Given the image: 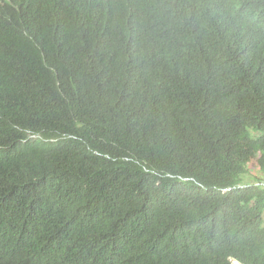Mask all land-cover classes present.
<instances>
[{
  "label": "trees",
  "instance_id": "trees-1",
  "mask_svg": "<svg viewBox=\"0 0 264 264\" xmlns=\"http://www.w3.org/2000/svg\"><path fill=\"white\" fill-rule=\"evenodd\" d=\"M263 183L264 0H0V264H264Z\"/></svg>",
  "mask_w": 264,
  "mask_h": 264
},
{
  "label": "rangeland",
  "instance_id": "rangeland-1",
  "mask_svg": "<svg viewBox=\"0 0 264 264\" xmlns=\"http://www.w3.org/2000/svg\"><path fill=\"white\" fill-rule=\"evenodd\" d=\"M252 174H255V172H252Z\"/></svg>",
  "mask_w": 264,
  "mask_h": 264
},
{
  "label": "clouds",
  "instance_id": "clouds-1",
  "mask_svg": "<svg viewBox=\"0 0 264 264\" xmlns=\"http://www.w3.org/2000/svg\"><path fill=\"white\" fill-rule=\"evenodd\" d=\"M264 184V183H263Z\"/></svg>",
  "mask_w": 264,
  "mask_h": 264
}]
</instances>
